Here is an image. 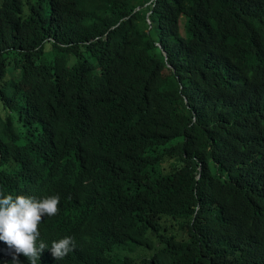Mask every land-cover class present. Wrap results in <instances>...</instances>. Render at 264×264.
<instances>
[{
	"label": "trees",
	"instance_id": "trees-1",
	"mask_svg": "<svg viewBox=\"0 0 264 264\" xmlns=\"http://www.w3.org/2000/svg\"><path fill=\"white\" fill-rule=\"evenodd\" d=\"M45 187L67 264H264V0H0V198Z\"/></svg>",
	"mask_w": 264,
	"mask_h": 264
},
{
	"label": "clouds",
	"instance_id": "clouds-1",
	"mask_svg": "<svg viewBox=\"0 0 264 264\" xmlns=\"http://www.w3.org/2000/svg\"><path fill=\"white\" fill-rule=\"evenodd\" d=\"M19 191L0 198V240L8 245L12 264H20V254L28 257L30 264H40L43 259L46 264L69 263L74 257L67 258L75 248L74 239L44 234L45 218L57 214L63 193L57 187Z\"/></svg>",
	"mask_w": 264,
	"mask_h": 264
},
{
	"label": "rangeland",
	"instance_id": "rangeland-1",
	"mask_svg": "<svg viewBox=\"0 0 264 264\" xmlns=\"http://www.w3.org/2000/svg\"><path fill=\"white\" fill-rule=\"evenodd\" d=\"M14 74H15L14 72L10 73L11 76H13ZM138 252H140V253H142L144 255H147V254L151 253V251H149L148 249H144V248L138 249Z\"/></svg>",
	"mask_w": 264,
	"mask_h": 264
}]
</instances>
